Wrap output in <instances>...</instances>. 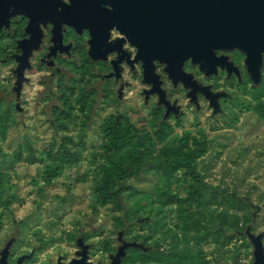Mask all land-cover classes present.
I'll return each instance as SVG.
<instances>
[{
	"label": "rangeland",
	"instance_id": "374dc122",
	"mask_svg": "<svg viewBox=\"0 0 264 264\" xmlns=\"http://www.w3.org/2000/svg\"><path fill=\"white\" fill-rule=\"evenodd\" d=\"M13 69V64H8L5 59L0 58V97L5 103L13 105L15 120V125L8 129L5 139L2 140L0 136V150L8 155L5 160L0 155V162L4 161L2 167L9 170L12 183L17 188H3L4 193L13 194L15 191L16 194L12 198L13 215L4 212L0 218V251L11 241L14 244L10 250V258L14 259L19 255L26 258L33 255V250L42 245L35 256V264L53 261L62 251L69 253L65 250V245H68L66 234L76 221L84 222V244L101 245L103 241L115 243L118 235L112 232L113 214L104 208L93 214L89 207L91 185L83 177L86 167L84 162L78 167L66 170L53 184L42 187L40 182L39 185L34 183L41 166L11 164L10 157L19 145L24 148L28 142L41 150L53 140L58 141L59 135L62 134L55 133L43 115L42 108L47 100L41 93V76L27 75L28 81L18 90V94L15 91L17 85ZM138 86L139 84L136 86L138 92L135 97L130 93L135 86L125 85L123 97L127 104L132 105L128 108L129 113L127 112L131 120L141 127L148 117V109L141 105V100L138 99ZM263 86L264 61L261 79L255 84L258 89ZM225 92L227 97L224 98L225 105L221 110L211 111L210 107L201 104L200 111L194 112L188 108L185 101L184 114L179 125L175 124L173 132L178 136L184 131L205 134L209 141V150L199 162L205 181L234 195L235 200L242 204L243 210L251 218L250 222L243 226V232L232 240L227 254L216 253L212 247L205 246L208 263L253 264L255 259L251 239L258 238L264 247V159L260 156L264 147V122L253 113V101L243 90ZM119 110L121 108L112 102H106V105L96 108L90 128L85 132L84 156L90 152L92 146L99 144V125L102 120ZM78 133V128L71 127L65 134L76 139ZM25 158L26 153L23 152V161ZM181 176L182 172L175 173V179L170 186L172 192L180 195L186 187V182ZM165 184L158 175L157 166L149 164L143 167L138 178L130 184L132 195H125L134 214H137L140 220L148 221L147 232L157 231L153 229V223L158 221L162 224L166 211H161L146 201L154 200ZM135 233L132 232L130 237ZM140 233L142 235L143 232ZM138 246L141 247L140 244ZM99 252L95 255L102 253Z\"/></svg>",
	"mask_w": 264,
	"mask_h": 264
},
{
	"label": "trees",
	"instance_id": "16d2710c",
	"mask_svg": "<svg viewBox=\"0 0 264 264\" xmlns=\"http://www.w3.org/2000/svg\"><path fill=\"white\" fill-rule=\"evenodd\" d=\"M74 77L77 79L73 78L70 84L63 83L55 91V97L42 108L54 132L62 133L59 140H53L41 150L28 142L24 148L19 145L10 157L11 164L41 166L34 183L39 185L40 182L42 187L53 184L66 170L84 162L83 177L91 185V212L96 214L101 208L108 209L113 214V234L121 231L123 238L142 246L126 249L123 263L209 264L205 246L212 247L216 253L227 254L230 251L228 246L237 234L243 232V226L251 218L234 195L205 181V175L199 168L200 160L209 150L205 134L184 131L178 136L171 126L158 123L155 119L150 120L147 129L130 124L122 117L109 115L99 125V144L92 146L84 156L85 132L92 123L95 113L92 105L96 99L94 94L84 92L83 73L77 71ZM248 94L253 101V113L264 122V86L261 89L251 88ZM13 113V105L6 104L0 97L2 140L8 129L15 125ZM71 127L78 128L76 139L65 134ZM23 152L26 153L25 161L22 159ZM0 155L4 160L8 157L1 150ZM260 156L264 159V147ZM3 162H0V218L4 212L13 214L12 198L16 194L15 191L13 194L4 193L3 188L17 189L9 170L2 167ZM149 164L157 166L158 175L166 184L154 200L146 202L161 211L164 209L166 214L162 224L158 221L153 223V229L157 231L147 232L148 221L140 220L134 214L125 195H132L130 184ZM177 172H182L181 177L186 182L182 195L170 188L175 179L173 175ZM132 232L136 233L130 237ZM140 232H143L142 235ZM102 243L110 245L108 241ZM110 248L106 251L110 252Z\"/></svg>",
	"mask_w": 264,
	"mask_h": 264
},
{
	"label": "flooded vegetation",
	"instance_id": "af4514ba",
	"mask_svg": "<svg viewBox=\"0 0 264 264\" xmlns=\"http://www.w3.org/2000/svg\"><path fill=\"white\" fill-rule=\"evenodd\" d=\"M100 7L101 10L92 20L84 16V0H0V58L14 65L12 72L15 85L18 79L15 71L21 67L19 90L28 81L27 75L41 76L39 84L43 89L41 93L46 97V105L63 83L70 84L73 78L77 79L75 73L81 71L84 75V92L94 94L96 99L92 105L95 113L97 107L112 102L121 110L110 115L122 117L126 122L136 125L128 114V108L132 105L126 103L123 89L125 85L133 84L135 87L130 93L136 97V86L139 84L138 99L148 109L143 127L149 129L150 120L155 119L158 123L171 126L174 131L184 114L185 101L194 112L200 111L201 104L210 107L211 111L221 110L227 97L225 91L243 90L249 96L248 91L255 88L248 72L246 55L256 54L236 48L212 50L210 55L214 56L205 70H202L205 61L197 64H193L191 59L183 61L180 71L182 76H188L187 87L180 76L174 83L166 72L167 64L156 60H151L153 68L147 73L149 70L145 69L138 55L154 54L147 42L140 40L144 31L133 28L131 38H128L124 34L125 17L121 16L119 7ZM159 55L180 54L168 50ZM260 55L261 79L264 53ZM210 67L212 71L208 75ZM72 225L73 228L66 234L68 245H65V250L69 253L62 251L55 260L44 264H112L123 243L142 247L123 238L120 231L115 232L119 236L115 243L108 241L110 245L106 242L101 245L84 244V222L76 221ZM259 243L261 264H264V247L260 240ZM13 244L8 242L0 251L1 259L7 248L5 264H35V256L42 245L34 249L30 257L19 255L11 259ZM106 248L112 250L108 252ZM98 251L102 253L95 255ZM122 258L117 264H127L122 262Z\"/></svg>",
	"mask_w": 264,
	"mask_h": 264
},
{
	"label": "water",
	"instance_id": "95a60500",
	"mask_svg": "<svg viewBox=\"0 0 264 264\" xmlns=\"http://www.w3.org/2000/svg\"><path fill=\"white\" fill-rule=\"evenodd\" d=\"M102 5L119 7L125 17L124 34L131 38L132 29L144 31L140 40L147 42L154 55H138L150 73L151 60L167 64L166 72L176 83L178 76L188 85V76H182L180 66L191 59L193 64L205 61V70L214 55V49H238L254 52L246 55L248 72L254 84L260 81L261 53H264V0H84V16L94 19ZM143 42V43H144ZM180 55H159L166 51ZM158 53L157 55H155ZM20 68L15 71L16 92L22 78ZM212 67L207 71L209 75ZM155 87V86H154ZM254 243V263L261 264V246ZM134 244L123 243L112 264L125 256V249ZM4 249L0 264H5Z\"/></svg>",
	"mask_w": 264,
	"mask_h": 264
}]
</instances>
